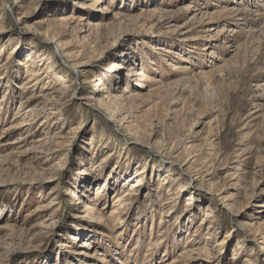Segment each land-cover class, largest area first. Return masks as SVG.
Here are the masks:
<instances>
[{"label":"rangeland","instance_id":"1","mask_svg":"<svg viewBox=\"0 0 264 264\" xmlns=\"http://www.w3.org/2000/svg\"><path fill=\"white\" fill-rule=\"evenodd\" d=\"M0 264H264V0H0Z\"/></svg>","mask_w":264,"mask_h":264},{"label":"bare ground","instance_id":"2","mask_svg":"<svg viewBox=\"0 0 264 264\" xmlns=\"http://www.w3.org/2000/svg\"><path fill=\"white\" fill-rule=\"evenodd\" d=\"M239 11H240V10H239ZM242 12H243V11H242ZM239 13H240V12H239ZM249 13H250V12H249ZM246 14H247V13H246ZM248 16H249V15H248ZM242 18H243V17H242ZM246 18L248 19V17H245V19H246ZM59 46H60V45H59Z\"/></svg>","mask_w":264,"mask_h":264}]
</instances>
